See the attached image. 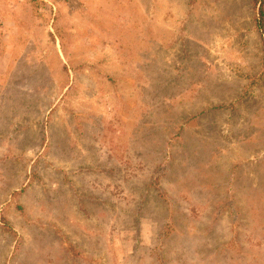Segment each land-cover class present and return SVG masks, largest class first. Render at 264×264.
I'll use <instances>...</instances> for the list:
<instances>
[{"label": "rangeland", "instance_id": "rangeland-1", "mask_svg": "<svg viewBox=\"0 0 264 264\" xmlns=\"http://www.w3.org/2000/svg\"><path fill=\"white\" fill-rule=\"evenodd\" d=\"M259 3L0 0V264H264Z\"/></svg>", "mask_w": 264, "mask_h": 264}, {"label": "trees", "instance_id": "trees-1", "mask_svg": "<svg viewBox=\"0 0 264 264\" xmlns=\"http://www.w3.org/2000/svg\"><path fill=\"white\" fill-rule=\"evenodd\" d=\"M251 2L256 6V4H258L259 2H258V0H251ZM260 4V3H259ZM256 25H257V27L263 32L264 31V10H263V7H262V5L260 4L259 5V9H258V14H257V16H256ZM7 221H6V224L5 225H7ZM5 227H7V226H5ZM7 229V231H10V232H12L13 230H12V228H6Z\"/></svg>", "mask_w": 264, "mask_h": 264}]
</instances>
